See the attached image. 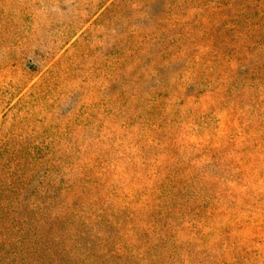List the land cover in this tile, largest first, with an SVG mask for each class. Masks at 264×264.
<instances>
[{
    "label": "rangeland",
    "instance_id": "374dc122",
    "mask_svg": "<svg viewBox=\"0 0 264 264\" xmlns=\"http://www.w3.org/2000/svg\"><path fill=\"white\" fill-rule=\"evenodd\" d=\"M263 65L264 0H0V264H264Z\"/></svg>",
    "mask_w": 264,
    "mask_h": 264
},
{
    "label": "trees",
    "instance_id": "16d2710c",
    "mask_svg": "<svg viewBox=\"0 0 264 264\" xmlns=\"http://www.w3.org/2000/svg\"><path fill=\"white\" fill-rule=\"evenodd\" d=\"M226 27V28H225ZM224 28H223V32L222 33H219L218 32V34H219V39H222L221 40V44L223 45V46H225L226 45V42L227 43H229L228 41V38L226 37V35H225V32L226 31H229V30H231L234 34H236L237 33V28H235L234 26L233 27H228V26H225ZM236 32V33H235ZM218 36H216V38H217ZM233 38H231V39H233L231 42H232V44L233 45H236L235 43L237 42V37H235V36H232ZM218 42L219 41H212V48H215V45H216V43L218 44ZM206 50L209 52L210 50H211V48H210V46H207V48H206ZM204 51H205V49H204ZM222 53H223V56H225V57H231V56H229V50L228 51H226V49L225 48H223L222 50ZM233 55H235V57H234V59L236 60V61H238V62H243V58H242V56L240 55V52L238 51V50H236V51H234L233 52ZM246 60V59H245ZM263 68H264V65H263Z\"/></svg>",
    "mask_w": 264,
    "mask_h": 264
}]
</instances>
